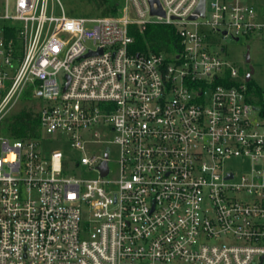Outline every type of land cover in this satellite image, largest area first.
<instances>
[{
	"label": "built area",
	"instance_id": "obj_1",
	"mask_svg": "<svg viewBox=\"0 0 264 264\" xmlns=\"http://www.w3.org/2000/svg\"><path fill=\"white\" fill-rule=\"evenodd\" d=\"M54 1L0 0V264H264V111L215 49L264 36L256 0ZM153 24L173 50L135 47ZM26 93L40 139L1 133Z\"/></svg>",
	"mask_w": 264,
	"mask_h": 264
},
{
	"label": "rangeland",
	"instance_id": "obj_2",
	"mask_svg": "<svg viewBox=\"0 0 264 264\" xmlns=\"http://www.w3.org/2000/svg\"><path fill=\"white\" fill-rule=\"evenodd\" d=\"M60 4L55 0L54 4L57 5L56 12L60 14L62 9L64 12L69 16L74 17H93L98 16L92 7L90 6L87 0H59ZM124 1V0H123ZM258 11L264 13V0H256ZM262 19V18H261ZM263 20V19H262ZM250 51V66L254 68V74L252 76V82L258 85L261 89L262 95L264 97V36H256V35H249V36H241L239 40L234 39L233 37H227L226 39H221L216 42L215 49L221 50L224 49V52H221V56L225 59L231 61L238 67L244 68L247 71L249 70V64L246 62V54ZM27 93L22 96L21 102L16 106L13 111V114H17L23 109L24 107H28L30 109H39V105L42 101L37 100L35 103L31 102V98L25 99ZM9 119V118H8ZM43 136L46 137L47 135L43 133ZM43 146L46 151L54 150V149H61L65 154L69 153L70 147L69 144L66 142L61 141H51L45 140L43 141ZM102 152V149L99 153ZM115 158V150L113 148L111 152V159ZM111 166H114V163L111 162ZM233 169L235 166L233 164ZM72 175H84L94 177L95 174L87 172L86 168L77 169L75 171H69Z\"/></svg>",
	"mask_w": 264,
	"mask_h": 264
},
{
	"label": "trees",
	"instance_id": "obj_3",
	"mask_svg": "<svg viewBox=\"0 0 264 264\" xmlns=\"http://www.w3.org/2000/svg\"><path fill=\"white\" fill-rule=\"evenodd\" d=\"M97 14L100 16L117 15L122 6L123 0H87ZM132 34L135 37V47L139 51L156 52L171 51L177 43V34L175 29L168 25L153 24L146 31L140 32L139 29H133ZM248 93L251 101L261 107L264 111V97L261 89L252 79L247 83ZM29 93L25 96L29 98ZM1 133L13 139H40L42 137L39 113L34 109L24 107L17 114H13L7 119Z\"/></svg>",
	"mask_w": 264,
	"mask_h": 264
},
{
	"label": "water",
	"instance_id": "obj_4",
	"mask_svg": "<svg viewBox=\"0 0 264 264\" xmlns=\"http://www.w3.org/2000/svg\"><path fill=\"white\" fill-rule=\"evenodd\" d=\"M154 1H157V0H153L151 3H153ZM204 11H205V1L203 0L200 4V7H199V13L201 16H204ZM152 15H160V16H165V13L164 11L159 7L158 9H152ZM191 19H195V18H191ZM246 62L248 64H250V51H249V47H248V51H247V54H246ZM254 68L253 66H250V71L247 75V81H250L252 79V76L254 74ZM106 162L103 163V166H102V175H106L107 173V169H106Z\"/></svg>",
	"mask_w": 264,
	"mask_h": 264
},
{
	"label": "flooded vegetation",
	"instance_id": "obj_5",
	"mask_svg": "<svg viewBox=\"0 0 264 264\" xmlns=\"http://www.w3.org/2000/svg\"><path fill=\"white\" fill-rule=\"evenodd\" d=\"M249 70H250V64H249Z\"/></svg>",
	"mask_w": 264,
	"mask_h": 264
}]
</instances>
